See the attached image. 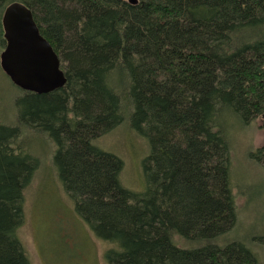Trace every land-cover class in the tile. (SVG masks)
<instances>
[{"label": "trees", "instance_id": "obj_1", "mask_svg": "<svg viewBox=\"0 0 264 264\" xmlns=\"http://www.w3.org/2000/svg\"><path fill=\"white\" fill-rule=\"evenodd\" d=\"M25 5L66 83L0 103V264H31L19 239L36 145L75 213L113 244L106 264H261L238 240L227 123L264 130V0H0ZM127 124L149 146L144 189L98 140ZM264 167V142L251 154ZM256 240L264 244V236Z\"/></svg>", "mask_w": 264, "mask_h": 264}, {"label": "rangeland", "instance_id": "obj_2", "mask_svg": "<svg viewBox=\"0 0 264 264\" xmlns=\"http://www.w3.org/2000/svg\"><path fill=\"white\" fill-rule=\"evenodd\" d=\"M3 51V49L0 51ZM20 91L14 88L0 68L1 117L14 119L13 101ZM231 148V186L238 220L226 240L246 245L264 264V167L251 154L264 142V130L254 121L243 125L237 118L227 123ZM98 146L123 162L122 185L133 192L144 189L142 160L149 153L147 141L134 134L127 124L98 140ZM51 145H36L34 154L40 167L26 192L24 223L18 231L31 264H106L105 252L112 243L100 240L75 213L51 164Z\"/></svg>", "mask_w": 264, "mask_h": 264}, {"label": "water", "instance_id": "obj_3", "mask_svg": "<svg viewBox=\"0 0 264 264\" xmlns=\"http://www.w3.org/2000/svg\"><path fill=\"white\" fill-rule=\"evenodd\" d=\"M1 24L6 44L0 68L10 82L38 95L61 89L66 78L60 60L40 34L31 11L21 3H12L4 10Z\"/></svg>", "mask_w": 264, "mask_h": 264}]
</instances>
